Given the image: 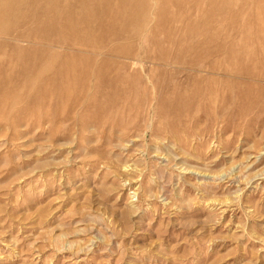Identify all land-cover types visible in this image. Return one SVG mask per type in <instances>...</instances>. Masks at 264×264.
Instances as JSON below:
<instances>
[{
    "label": "rangeland",
    "instance_id": "obj_1",
    "mask_svg": "<svg viewBox=\"0 0 264 264\" xmlns=\"http://www.w3.org/2000/svg\"><path fill=\"white\" fill-rule=\"evenodd\" d=\"M0 264H264V0H0Z\"/></svg>",
    "mask_w": 264,
    "mask_h": 264
}]
</instances>
